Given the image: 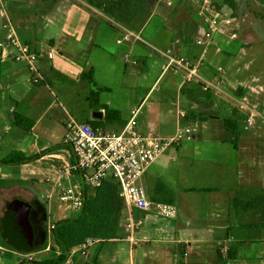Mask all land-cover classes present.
Returning <instances> with one entry per match:
<instances>
[{
  "label": "crops",
  "instance_id": "0c3cea01",
  "mask_svg": "<svg viewBox=\"0 0 264 264\" xmlns=\"http://www.w3.org/2000/svg\"><path fill=\"white\" fill-rule=\"evenodd\" d=\"M171 2L173 6H169ZM161 3L162 0L159 5ZM6 4L21 39L39 54L45 83L34 85L28 82L27 64L15 61L16 49L5 43L6 34L0 19V161L13 152H21L32 159L25 164L0 163V177L9 173L19 176L20 180L32 182L41 177L49 191L51 184H47L45 178L55 177L58 170L75 161L71 147L63 141L65 123L69 117L90 125L104 123L108 132L117 133L125 126L121 125V121L127 123L133 109L142 105L139 115L143 112L148 95L168 75H171L168 85L176 92L178 104L183 100L188 103L183 99V94L187 92L195 96L198 91L202 92V95L196 96L199 99H206L203 98L206 94L211 96L216 93L205 94L197 85L183 87L182 73H163L166 58L151 48L166 49L170 43L175 42L176 54L192 59L198 57L201 48L195 41L205 37L206 26L198 16V9L195 19L190 16L195 7L193 0H168L167 6L171 11L175 6L183 8L184 18L181 22H175L172 17L176 12H170L167 24L159 31L157 28L160 26L149 32L147 37L151 41L142 36L145 43L122 45L116 41L124 27L111 23L107 16L92 7L87 0H6ZM71 7L72 10H69ZM58 14L60 17L57 19ZM43 20L47 21L44 25L39 23ZM171 21L177 23L175 29L171 26L173 23L169 25ZM236 40H231L227 32L219 39L222 53H217L211 47L207 52V63L217 65L223 59L224 52L232 54L238 48L233 44ZM127 53L133 55L138 65L124 62ZM89 72H92L95 88L82 77ZM203 73L208 75L209 71L204 69ZM155 74L158 76L152 84V76L145 75ZM140 75H143L142 79ZM137 80L143 82L150 91L145 98H138L137 104L132 106L128 103L131 99L129 93H139L136 90ZM230 82L227 77L225 83ZM238 86L241 84L235 87L234 95ZM98 89L105 90L95 99L94 94ZM244 90L247 94L248 89ZM99 105L117 111L119 116L105 115L98 108ZM147 108L156 118L160 117L153 105ZM196 108L197 104L193 105L192 112H185L189 118L182 120L188 123L199 120L193 116L191 118L192 113L196 117L202 115L196 113ZM181 112H178V118ZM19 119L32 126L28 129L19 126ZM182 120L177 121L175 130L160 121H138L139 132L147 135L153 133L154 127L156 134H153L169 138L174 135ZM234 143V140L223 136L208 138L203 135L202 139L197 140L194 135L192 141L169 147L162 157L148 167L139 183L152 199L164 203L171 201L169 204L177 207L178 216L175 219H164L126 205L125 220L131 212L142 223L137 233L139 246L132 247L125 240L122 229L119 239L91 247L84 256L88 261L79 263V256L75 255L69 258L67 264H196L197 260L201 264H208L210 256L209 264H213L215 254L217 264H220L219 251L227 264H240L239 246L247 244V239L242 236L245 232L241 236L237 232L253 229L232 230L234 221L229 209L231 197L237 190L246 191L241 182L239 150ZM73 181L78 182L79 178L75 176ZM15 191L24 193L16 195L13 194ZM0 192L6 194L3 204L16 198L31 204V224L36 234L34 247H40L39 253L49 254L47 258L40 259L33 252L24 254L12 250L6 245L1 230L3 239L0 243V264H20L23 259L28 260V255L35 261L52 258L55 252L48 238V228L42 227L47 219V211L38 201L34 190L14 186L2 188ZM2 217L0 215V220ZM46 242L47 248H43ZM229 252L236 255L235 260H228ZM259 253L264 256V238L261 239ZM192 255L194 258H191Z\"/></svg>",
  "mask_w": 264,
  "mask_h": 264
},
{
  "label": "built area",
  "instance_id": "2783aa9c",
  "mask_svg": "<svg viewBox=\"0 0 264 264\" xmlns=\"http://www.w3.org/2000/svg\"><path fill=\"white\" fill-rule=\"evenodd\" d=\"M198 1H200L198 16L206 26L205 37L195 41V44L201 48L198 57L192 59L178 55L172 48L161 49L152 46L151 48L166 58L163 73L168 71L182 73L183 87L197 85L204 93L221 92L227 69L222 65L215 66L207 63V52L211 47H214L217 53H222L223 49L219 39L227 32L231 40L238 38V33L231 30L232 26L238 29V18L225 14L218 7V0ZM236 1L242 6L241 0ZM173 5L172 2L169 3V6ZM243 8L245 9V7ZM0 18L6 34L5 43L16 49L15 61L27 64L28 82L34 85L44 84L45 77L40 69L39 54L21 39L6 0H0ZM134 42L145 43L141 33L127 28H124L123 33L116 41L118 45L133 44ZM2 46L3 44H1ZM124 62L128 65H138V61L133 58L131 53L125 54ZM204 69L209 71L208 75L203 73ZM252 82H258V79L254 78ZM239 87L244 89L248 87L255 93L259 91L258 87L250 86L245 82H242ZM234 98L242 108L251 111V117L248 119L249 125H252L254 117L264 118V114L259 113L254 104H248L247 95L236 94ZM141 108L142 105L131 111L130 119L117 133H110L69 117L65 123L66 132L63 141L71 147L75 161L72 165L58 170L55 177L45 178V182L51 184L50 190L46 193L47 199L50 200L56 196L60 203L68 205L75 216L84 207L85 189H97L103 185L105 179L111 176L118 182L119 196L126 205L164 219H175L179 213L177 207L149 197L139 181L148 167L162 157L169 147L180 142L192 141L195 129L190 126L184 129L177 128L174 135L169 138L153 133L143 135L138 130L137 121ZM179 116L181 119L189 118L185 112H181ZM75 176L79 178L78 182L73 181ZM141 224V221L136 219L131 212L127 214L123 228L124 238L132 247H138L140 244L137 233ZM54 229L55 224L50 223L48 225L49 239H51ZM99 243V240L89 238L82 245L74 248L69 258L78 254L86 256L89 249ZM27 257L29 261H35L31 255Z\"/></svg>",
  "mask_w": 264,
  "mask_h": 264
},
{
  "label": "rangeland",
  "instance_id": "374dc122",
  "mask_svg": "<svg viewBox=\"0 0 264 264\" xmlns=\"http://www.w3.org/2000/svg\"><path fill=\"white\" fill-rule=\"evenodd\" d=\"M241 1L243 2L242 6L245 7L244 14L237 20L238 29L234 26L232 27L235 29H231L232 31L235 30L238 33V39L240 32V39L233 42L234 46H237L238 48L230 55L224 52L222 55L223 59L216 63L217 65H222L227 69V73L224 76L223 91L216 92L206 99H199L194 94L187 92L186 94H183V99H186L188 103L183 100L182 103L178 104L176 102L178 97L176 92L168 85V81L170 84L171 79V75H168L160 84L158 82L155 90L148 95L149 97L151 96V98L148 97V101L146 103L147 106L146 108H143V112L139 115L137 121H139V123L143 120H147L149 122L160 121L169 128H173L175 130L177 127V121L182 120L178 118V112H192V106L197 104V108L195 110L196 113L206 116L207 120H197L189 123L182 120L179 128L184 129L188 126L192 127L195 129L194 135H196L197 140L202 139L204 135L208 138L223 136L236 141L235 143L237 144L239 150L238 153L242 186L246 191L248 190L247 196L251 197L264 189V118L260 116L254 117L252 125H249L248 119L251 117V111L242 108L240 103L235 100L234 89L237 85L241 84L242 81L250 86L258 87L259 91L257 93L252 92L251 89L247 87L248 90L246 95L249 101L248 104H254L256 110L259 113L264 114V6H262L258 0ZM167 2L168 0H162V3L156 8L153 14L143 13L139 15L134 20L131 27L136 32L141 33L147 41H151V39L147 37L149 32L155 27L160 26L157 28L159 31L162 26L167 24V17L170 12L171 14L176 12L172 18L175 22H181L184 18L183 8L175 6L171 11L167 6ZM193 4H195V7L191 10L192 13H190V16L195 19L196 10L199 8L200 1L193 0ZM72 8L73 7L69 10H72ZM58 16L60 17V14L57 15V19ZM43 21L44 22L39 23H42V25L47 23L46 20ZM175 22L171 21L169 24L171 25L173 23L171 25L173 29H175L177 25ZM191 37H193V34ZM169 46V48H172L173 51L176 50L175 42L170 43ZM151 51L155 54L153 50ZM174 53L176 52L174 51ZM145 76H152L153 84L158 75L155 74ZM140 77L142 79L143 75H140ZM227 77L230 78V84L225 83ZM254 78L258 79V82L253 83L252 79ZM136 90H139V93L136 95H134V93H129L131 99L128 103L132 106L137 104L139 101L138 98H145L150 91L147 90V87L144 86L143 82H139L138 80ZM197 93L202 94L200 91ZM152 105L156 109V113L160 116L159 118H156L155 114L148 112L147 107L152 108ZM127 108L128 106L126 109ZM227 119H231L236 123V130L234 132H229L226 129L224 121ZM152 129L153 133H155L156 130L154 127H152ZM108 131L109 129H107V132ZM14 186L28 191L34 190V194L38 201L45 206L49 222L55 223L57 221L73 217L74 213L70 211L68 205L60 203L56 196L52 197L50 200L47 199L46 191L48 188L47 185L44 184L41 177H38V180L35 182L25 181L23 179L20 180L19 176L9 173L0 177V189L13 188ZM22 193L24 192L15 191L13 194L21 195ZM5 195V193L0 192V207L3 204L2 202L5 201ZM5 207L6 203L3 204L0 215L4 214ZM233 221L234 229L240 228L238 217L233 218ZM1 225L2 224L0 222V243L3 239L1 235ZM240 234H242V236L244 235V238L247 239V244L239 246L240 264H264V256L259 253L261 239L264 238V229L237 232V235ZM40 250V247H34L32 252L40 259H45L49 256V254L39 253ZM77 256H79L77 258L79 263L88 261L87 258L81 256L80 254ZM191 258H194V255H192ZM210 258L211 256L208 259V264ZM89 260L92 261V257H90ZM69 264L76 263L73 262ZM196 264H201V262L197 260ZM213 264H217V254H215V261Z\"/></svg>",
  "mask_w": 264,
  "mask_h": 264
},
{
  "label": "trees",
  "instance_id": "16d2710c",
  "mask_svg": "<svg viewBox=\"0 0 264 264\" xmlns=\"http://www.w3.org/2000/svg\"><path fill=\"white\" fill-rule=\"evenodd\" d=\"M88 3L101 11L107 16L111 23L120 25L121 27L135 31L131 26L134 20L141 14H152L161 0H87ZM264 6V0H258ZM218 7L225 14L234 18H239L244 14L245 9L236 0H218ZM229 12V13H228ZM83 78L89 80L93 88L96 87L92 72L82 75ZM105 89H98L94 94L95 99ZM243 87H238L237 95H246ZM202 93V92H201ZM206 94V93H205ZM202 94L196 93L199 97ZM206 94L203 98H209ZM100 109L107 116H119L117 111L110 109L105 105H99ZM197 118L201 121L206 120V116L191 114V118ZM21 121V122H20ZM225 127L229 132L236 130V123L227 119L224 121ZM18 125L28 129L32 124L20 120ZM121 125H126L125 121H121ZM93 127L107 130L106 124H92ZM236 142V141H235ZM235 147L237 144L234 143ZM29 159L21 152H13L0 161L3 165L25 164L30 162ZM120 187L118 182L111 176L104 180L103 185L97 189H85V203L82 211L77 215L55 222V229L51 236V248L55 252L52 258L43 261H29L23 259L20 264H67L70 253L74 248L82 245L87 239H96L100 241V245L109 241L120 238L121 230L125 225V209L126 204L119 196ZM164 203V202H163ZM168 203H172L169 201ZM22 204V205H20ZM20 207L29 209L30 222L32 219V206L26 200L12 199L6 203L5 212L1 218L2 232L6 245L12 250L20 253L29 254L34 248H26L20 236H16L14 228L18 225V216ZM229 209L231 216L238 217L239 227L247 229H264V189L258 194L251 197L247 196L244 190H237L231 197ZM48 219H45L43 228H48ZM17 229V228H16ZM234 227L232 226V230ZM48 241V239H47ZM48 243L43 245L47 248ZM229 261L236 259V255L229 252L227 256ZM218 262L227 264L221 251L218 252Z\"/></svg>",
  "mask_w": 264,
  "mask_h": 264
},
{
  "label": "water",
  "instance_id": "95a60500",
  "mask_svg": "<svg viewBox=\"0 0 264 264\" xmlns=\"http://www.w3.org/2000/svg\"><path fill=\"white\" fill-rule=\"evenodd\" d=\"M19 212L18 225L13 230L17 237L20 236L25 247L31 248L34 243V230L30 222V211L29 209L20 207Z\"/></svg>",
  "mask_w": 264,
  "mask_h": 264
},
{
  "label": "flooded vegetation",
  "instance_id": "af4514ba",
  "mask_svg": "<svg viewBox=\"0 0 264 264\" xmlns=\"http://www.w3.org/2000/svg\"><path fill=\"white\" fill-rule=\"evenodd\" d=\"M40 206V205H39ZM39 206H37V207H39ZM31 211H32V209H31ZM35 211H36V208H35ZM35 237H36V234H34V241H35ZM35 243V242H34Z\"/></svg>",
  "mask_w": 264,
  "mask_h": 264
}]
</instances>
